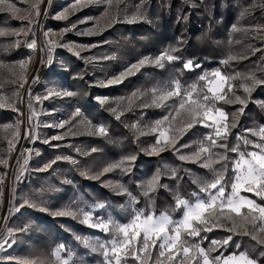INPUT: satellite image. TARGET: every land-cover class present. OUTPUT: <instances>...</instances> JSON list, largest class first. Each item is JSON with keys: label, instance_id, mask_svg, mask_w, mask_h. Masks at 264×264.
<instances>
[{"label": "trees", "instance_id": "obj_1", "mask_svg": "<svg viewBox=\"0 0 264 264\" xmlns=\"http://www.w3.org/2000/svg\"><path fill=\"white\" fill-rule=\"evenodd\" d=\"M57 2L58 0H51L50 6L47 3V15H43L40 25L39 40L41 49H44L42 58L45 61L49 55L45 47V31L61 30L73 24L74 20L84 18L85 15L97 16L102 15L103 12L95 9L84 11L67 22H59L52 18ZM122 5L127 7L131 14H134L138 5H142L147 20L130 24L123 22L121 17V22L109 23V27L96 37H77L67 34L63 38L64 42L70 40L86 45H96L92 50L95 61L85 63L83 59H78L66 50L58 48L54 53L52 68L50 69L47 63H40L35 75L38 76V80L35 83H32V80L29 82L24 102L26 111L24 128L27 131L31 127L34 131L31 136L24 137L10 171V209L12 211V205L15 204L21 212L15 213L13 217L9 216V225L15 230L12 236L15 243L9 250L0 254V264H32L33 261L35 264H58L53 253L61 244L66 246L67 251L74 253L73 264L102 263L101 254L85 248L76 237L86 238L88 235H95L100 240L110 237L82 224L81 218L74 219L71 216H58L54 213L69 209L77 211L103 203L108 207L96 212L95 217L111 214L117 222L127 223L130 219V209H122L121 205H126L128 197L117 194L118 190L114 187L117 184L127 186L137 196L139 203L135 207L150 208L156 214L168 212L173 219H178L181 216V210L173 211L176 195L191 199V194L198 191V186L192 182L193 178L210 179L212 173L209 169L200 167L199 164L179 160L177 154L171 149H166L159 155L147 154L145 150L150 149V146L155 143L158 133L141 135V131L149 133L155 121L161 120L172 112L174 103V100H169L168 107H156L152 104L154 98L152 90L162 88L173 77L180 79L181 83L187 87L196 83L198 77L204 72L219 68L226 75L241 74V78L232 83L235 85L236 95L244 97L246 93L241 85L251 83L243 79L244 76L254 73L258 78L264 79V0H124ZM245 9L248 11L245 12ZM20 24L9 14L0 13V31L18 29ZM233 25L240 30L233 32ZM8 43L12 44L11 37L0 36V60L28 61L34 51L27 49L24 43L6 51L4 45ZM170 47L180 49L175 55H179L181 61L166 63L162 69L146 64L139 71L127 76L117 86H96L98 77L120 75L141 58H155ZM229 57L237 59L229 60L227 64L222 63ZM188 59L201 67L194 68L192 71L185 70L181 75L182 61ZM78 75L83 76V79L77 78ZM200 84L203 85V82ZM25 87L26 84L20 88L17 112L10 113L0 107V126L14 121L15 118L22 120L23 113L21 114L20 110L23 108ZM5 88L9 93L14 89L10 84H6ZM52 88H68L77 92L78 95L53 97L46 100V114L40 120L39 127H37L35 116L30 126L28 116L31 113L28 105L33 104L35 100L29 99V91L32 97H43ZM133 93L137 95L133 97ZM100 95L107 96L108 103L105 105L96 103L95 98ZM114 100L124 103V106L120 108L123 115L119 120L111 111ZM259 101H264V86H259L252 92L251 102L248 103L244 115L239 117L237 127L232 129V134L229 136V147L237 143L235 139L237 133L257 142V137L244 130H258L264 125V108L259 106L257 103ZM218 106L229 113L230 123L232 122L231 114L240 107L239 104L223 102H219ZM76 107H80L83 115L91 119L93 123L106 125L109 135L107 137L88 135L83 131L84 127L80 125L76 130L80 129L79 133L83 134L44 143L58 132L52 127H45V122L48 121V124L59 117L69 119ZM133 124H138L139 127L134 129L131 127ZM210 131L211 129L197 124L179 139L177 147L183 144L191 145L189 148L181 149L183 154L191 153ZM176 134L179 133L176 132ZM93 148L98 151L91 152ZM253 149L257 150L250 145L244 146L241 142L242 151ZM213 151L223 152L224 149L216 148ZM85 153L89 154L85 155ZM131 155H135L136 160L131 163L130 173L125 174L116 169L100 175L99 179L92 178L102 172L105 167ZM228 155L232 159L236 157V153H228ZM57 156H71L77 163L60 160L47 171L39 170ZM25 160H30L27 183H23L17 176ZM171 169H178V175L182 179H173ZM8 170L7 165L0 167L1 179ZM157 170L161 174L160 184L167 187L158 188L152 193V200L149 202L140 194L141 189L137 185L151 179ZM232 175L231 165H229L226 177ZM64 181H71V183ZM3 187L2 182L0 184L2 193ZM241 193L255 199L257 203H264V200L255 194L243 191ZM1 199L2 197L0 202H2ZM25 200L39 204L48 211L27 206L20 207ZM224 222L232 223L229 220ZM235 222H238L240 227L246 225L240 217H236ZM260 223L257 222V224ZM251 226L253 231L249 233L257 234L261 239L264 233H254L253 224ZM224 228L218 227L211 232H202L201 236H206L207 239L201 241L200 237H196L194 242L200 243V246L207 250L211 247V240H223L228 235H232ZM237 233L239 234L233 235V240L227 246L211 252L210 258L220 255L221 252L224 256H228L243 251L251 258L257 259L259 251L256 249L264 248V246L257 245V242L251 239V235H243L242 230ZM237 243L241 246L239 249L235 247ZM150 251L151 256L145 255V259L148 264H155L158 250L150 249ZM192 255L193 253L189 254L185 264H197V261L191 259ZM195 255L199 256L198 253ZM161 260L162 264H174L166 257ZM258 263L264 264V257H259Z\"/></svg>", "mask_w": 264, "mask_h": 264}, {"label": "snow or ice", "instance_id": "obj_2", "mask_svg": "<svg viewBox=\"0 0 264 264\" xmlns=\"http://www.w3.org/2000/svg\"><path fill=\"white\" fill-rule=\"evenodd\" d=\"M114 2L117 4L116 16L109 23L121 22V9L118 7L120 0H75L71 6L72 11L79 10L80 8L87 7L90 4H99L104 6L102 17L109 15V9L113 7ZM43 3V0L33 5L35 12L30 13L25 19L27 25H22L19 29H12L11 31H0V36L16 35L19 36L23 33L24 36L29 34L35 35L34 26L39 22L40 17L39 4ZM50 6L51 0H48ZM19 11L16 3L12 0H0V13L10 12L15 18V14ZM68 9L57 14L54 19L66 20L68 18ZM248 9H245L247 12ZM45 15H47V8H45ZM91 19V18H88ZM147 17L144 14L143 6L138 5L134 14L131 16L123 15V22L136 23L140 21H146ZM86 20L80 21V23H86ZM150 22V21H148ZM77 28L76 24H72L71 27H66L61 30V38L64 33L73 31ZM236 25L232 26V31H239ZM103 31V28H99L94 25L93 28H88L83 31L77 32L78 35H97ZM50 33L44 32L46 38L45 47L49 53L47 61L43 58L40 60L41 64L47 63L51 65L52 56L51 52L55 47L66 48L69 52H72L76 57L81 58L85 63H91L95 57H81V52L89 50L96 45H77L72 43L57 44L51 39H47ZM51 35H56L51 33ZM20 41H15L14 45L19 47ZM182 43V41L180 42ZM27 46L31 49L36 48L35 39L27 43ZM44 51V49H41ZM180 49L178 47H170L163 51L159 56L143 57L137 63L131 64L123 73L119 76L108 80L107 82H99L100 87H107L110 85L118 84L127 78V76L134 74L135 71H139L141 67L146 64L153 65L158 68H164L165 64H172L177 61H181L178 53ZM259 51V49H256ZM246 58V57H244ZM236 57H229L228 60L222 63L227 64L229 60H235ZM30 61H20L19 67L26 72L27 64ZM3 62L0 61V65ZM201 65L195 63L193 60L188 59L182 61L183 71H192L194 68H199ZM79 79H83V76L78 75ZM241 78L240 73L235 75H226L219 68L212 70L211 72H204L198 77L196 83H193L185 87L180 79L173 77L168 84L162 88H154L152 104L156 107H168L167 101L174 100L172 105V112L164 116L161 120H157L154 126L151 127L149 133L141 131V135L156 134L155 143L150 146V149L145 150L149 155H159L166 149L173 150L178 159L188 163L199 164L202 168H207L211 171L212 176L210 179H202L200 177L193 178V183L198 186V191L191 194V199H185L179 194L176 195V203L173 211L181 210V216L178 219L173 217L168 212H161L156 214L155 211L149 209H142L135 207L139 203L136 195H134L127 186L123 184H117L114 187L118 190V195H125L128 197L126 205H121L122 209H130V219L127 223L117 222L111 214L107 218L93 217L92 211H85L83 208L77 211L65 210L58 211L54 215L58 216H71L72 218H81V223L89 228L99 230L102 233L107 234L110 238L101 241L98 237L95 239H89L85 237L77 236L76 239L87 249L93 252H99L102 256V264H128L129 259L136 261L137 264H143L141 260L142 255L151 256L150 249H157L158 256L156 264H162L161 258H167V260L174 262V264H185V260L189 258V254L193 253L191 259L197 261V264H258L259 257H264V248L256 249L259 251V257L257 259L251 258L246 252H240L239 255L232 253L228 256H224L221 252L220 255L210 258L211 252L217 251L218 248L227 246L229 242L233 240V235L237 233L236 217L242 218L246 223L253 224L254 233H264V203H257L255 199L248 198L241 195V192L254 193L255 196L264 200V125L260 126L258 130L245 129L252 136L258 137L259 141L249 139L247 136L237 133L235 139L236 144L229 147L228 140L232 134V129L237 127V122L240 116L244 115L245 109L249 102H251L252 92L259 86H264V79L258 78L254 73L244 76L243 79L251 81V83H245L241 85L243 87L246 96L241 97L236 95L232 83L234 80ZM21 83L19 88H23L24 84L28 83L26 75H21ZM38 80V76H33L32 83ZM203 82V85L200 84ZM230 94V95H229ZM78 93L69 90H57L56 88L49 89L47 94L43 97H32L29 91V99H34L37 103L41 99L48 100L53 97H75ZM137 94L133 93V97ZM100 105L108 103L107 98L96 97ZM219 102L226 104H239L240 107L231 114L232 122H229V113H227L222 107H219ZM261 108H264V101L257 102ZM4 104L0 103V107ZM147 106V105H145ZM30 115L28 116V122L31 126L33 117L36 115L35 109L32 104L28 105ZM130 110V109H128ZM183 110L188 117V122L184 124L181 129H178V135L173 133L169 134L171 129H162L161 126L171 120H175L176 116ZM18 111V109H17ZM112 113L117 120L123 115V111H118V108H112ZM22 114V113H21ZM197 124L211 129L207 133L203 140L200 141L196 147V150L183 154L181 149L189 148L191 145L183 144L177 147L179 139L182 138L188 130L194 128ZM83 125L86 129V134L99 137H107L109 131L106 125L99 123L93 124L91 119L85 117L80 109L76 107L68 120L63 122L45 125V127H57L61 129H67L62 135H56L51 137V140H62L68 135H77L83 133H77L73 131L74 128ZM7 127H12L11 125ZM39 127V125H37ZM132 128L137 129L138 124L131 125ZM34 129L31 127L25 132V138L31 136ZM15 137L19 138V122L16 125ZM51 140H45L44 143H50ZM241 142L244 146H252L259 151H242ZM10 149L14 147L13 141H9ZM59 145H57L58 147ZM216 148L224 149L223 152H214ZM79 151V149H77ZM98 149L93 148L91 152H96ZM228 153H236L234 159L230 158ZM89 153H85L88 155ZM66 160L73 164L77 161L71 156H57L54 160L45 164L40 171H47L57 163V161ZM136 160L135 155L122 158L120 161L105 167L102 172L97 176L92 177L99 179L100 175L114 171L116 169L121 170L123 173L128 174L131 172V163ZM27 163V160H25ZM0 164L7 165V161L0 159ZM219 165L220 167H215ZM229 165H231V171L233 175L226 177V173L229 171ZM188 171V170H185ZM83 174V173H82ZM160 171L157 170L156 174L144 182L138 184L137 187L141 189V195L145 197L149 202L152 200V193L158 188H166L167 185L160 184ZM171 177L173 179H182L178 175V169H171ZM65 183H71V181H64ZM2 184V180H0ZM2 189H0V197H2ZM38 208L40 211H48L47 208L41 207L39 204L33 203L29 200H25L20 207ZM105 209L108 207L103 203H97L90 208ZM247 210L246 212L243 210ZM11 209H9V212ZM19 211V208L16 209ZM234 214V215H233ZM7 220V216L4 217ZM232 221V227L224 228L225 231L232 233L223 240H211V247L207 250L200 246V243L194 242V238L200 237V240L207 239L206 236H201L202 232H211L214 228H223L222 221ZM261 222L257 224V222ZM26 230V229H22ZM11 235L12 230H7ZM243 235H251V239L257 242V245L264 246V239L258 238L257 234H250L247 228L244 229ZM7 243L6 239L0 237V247H3ZM237 249L241 246L239 243L235 245ZM66 250V246L61 244L54 251L58 264H73L72 257L74 253L68 250V258H63L61 252ZM195 253H198L197 257ZM32 264H35L33 261Z\"/></svg>", "mask_w": 264, "mask_h": 264}, {"label": "rangeland", "instance_id": "obj_3", "mask_svg": "<svg viewBox=\"0 0 264 264\" xmlns=\"http://www.w3.org/2000/svg\"><path fill=\"white\" fill-rule=\"evenodd\" d=\"M12 2L16 3L17 8L19 9V11L15 14V18H13L12 13H10V12H3V13H5L7 15L9 14L10 17L15 19V21L17 23H21L20 24L21 26L22 25H27V20L25 19V17H27L30 13H32L33 17H34L35 9H34L33 5H35L38 2V0H12ZM74 2H75V0H58L56 8H55L56 10H54L52 18L54 19V17L57 14L63 12L65 9L69 10L68 11V18L66 20H56V19H54V20L59 21V22H67L72 17H74L76 15H79L80 13H83L84 11H90V10L94 11V9L95 10L104 11V6L103 5L90 4L87 7L80 8L79 10H76V11L73 12L71 6L74 4ZM47 3H48V0H47ZM47 3L45 5V8L47 6ZM123 3H124V0H120L119 5H118V7L121 9V17L123 18V15H125V14L128 15V16H131L132 14L130 13V11L128 10L127 7L122 5ZM40 5H42V3L39 4V8H40ZM45 8H44L42 13L40 12L41 15L38 18L39 22L34 26L35 35L33 36L32 34H29L28 36H24L23 33H21L19 36L7 35L6 37H11L12 44L8 43L7 45H4V49L6 51L7 50H11V48H13V49L17 48L15 46L9 47L10 45H14L15 41H17V40H19L21 43H24L26 45L27 49L32 50V51L39 47V45H40L39 31H40V25H41V22H42V17H43L44 12H45ZM40 10H41V8H40ZM116 10H117V4L114 2L113 7L111 9H109V15L107 17H102L101 14L97 15V16L92 14V15H87V16L85 15L84 18H79V19L74 20L73 24H76L77 28L75 30H73V31H69L67 33H64L62 38H61L60 33H61V30L64 29V28H62L61 30H47L50 33V35H49V37L47 39H51V40L55 41L57 44L72 43V44H77V45H86L85 43L82 44V43H78V42L70 41V40L68 42H64L63 38L67 34H70V35H73V36H77V37H96V36H99L100 34H102L109 27V22L115 18ZM88 18H91V19H88ZM82 20H86L87 22L86 23H80V21H82ZM71 25H68L67 27H71ZM94 25L98 26L99 28H103V31L100 34L91 35V36H89V35H78L77 34V32H79V31H83V30L88 29V28H93ZM9 31H11V29ZM51 33H55L56 35H51ZM33 39H35V41H36V48L35 49H31V48H29L27 46V43L30 42ZM21 43H20V45H21ZM58 48L64 49L67 52H69L66 48L55 47L52 50V52H51L52 63H51V65H49L50 69L52 68V65H53V62H54V55H55L54 53H55V51ZM93 48L94 47L90 48L89 50H85V51L81 52V57H94L95 55H93V53H92ZM69 54H71L74 57H76L72 52H69ZM41 55L43 57V51H42ZM76 58H78V57H76ZM78 59H80V58H78ZM0 61L3 62V64L0 65V103L4 104V106L2 107L4 110H6V111H8L10 113H14V112H17V109H18L17 100H18V98H20L19 97L20 96L19 84L22 82L20 77H21L22 74L26 75V72H24V70H22L19 67V62L20 61H25V60L21 59L20 61H16V62H7L6 60H0ZM94 61H95V59L92 62H94ZM137 62H135V63H137ZM135 63H133V64H135ZM135 72H137V71H135ZM117 76H119V75H117ZM117 76H115V77H117ZM115 77H108V76L98 77L97 78V83H99V82H107L108 80L113 79ZM121 83L110 85V86H107V87H114V86H117V85H119ZM6 84H10L11 86L14 87L12 92L9 93L7 90H5L6 89L5 88ZM27 84L29 85L30 83H26L25 90H27ZM57 90H69V91H71L68 88L57 89ZM97 97L107 98V96H105V95H100V96H97ZM24 99L25 98H24V94H23V103L25 102ZM95 100H96V103H97L98 101H97L96 98H95ZM46 103H47L46 100L41 99L39 103L34 101L33 104H32V106H33V108L35 109V112H36L35 118L37 119V125H39L41 123L40 120L43 118L44 114H46L45 113L46 112ZM98 104L100 105L99 102H98ZM111 105H112L111 108H118V110L120 111V108L124 106V103H123V101H120V100H114ZM39 110H40V112H38ZM20 112L23 113L22 110H20ZM11 115H13V114H11ZM24 119H25V117H23L22 120H19V119L15 118L14 121L9 122L7 124H3V125L0 126V159L6 160L7 161V167L9 168V170L7 171V174L4 175L2 177V179L0 178V180H2V182H3V186L4 187H5L6 182H7L8 173H9L10 169L12 168V167H10V158H11V156L13 154H15L14 152L17 151L18 146L22 143V141H23V139L25 137V132L26 131H25L24 127L26 126V123H25ZM65 120H68V119H65L63 117H59L56 120H54L52 122H49L48 124H47L48 121H46L45 123H46V125H53V124H57V123L63 122ZM18 122H19V133H20V135H19V138L17 139L15 137L14 133L16 132V125H17ZM187 122H188L187 114L183 110H181L180 114L176 116L175 120H171V118H170V120L168 122H166L164 125H162L161 128L162 129L170 128L171 131H170L169 134H173V133L176 134L177 129H181L184 126V124H186ZM93 124H95V123H93ZM97 124H99V123H97ZM9 125H11L12 127H7ZM80 127H84L83 131L86 132L85 126L81 125ZM52 129H57V131H58L53 136L62 135L67 130L66 128L65 129H61V128H57V127H52ZM79 130H76V128L73 129V131H75L77 133H79ZM53 136H51V137H53ZM75 136L76 135H68L65 138H69V137L71 138V137H75ZM51 137L48 140H51ZM10 140L13 141V143H14V147L11 148V149H10V145H9V141ZM12 166H13V164H12ZM0 167H5V165L4 164H0ZM28 169H29V164H28V161H27V163H25L23 165V167L20 169V171L18 172L17 176H18L19 179H21V181L23 183H27V174L29 173ZM7 185L10 188V179H9ZM4 187H3V194H2V199H1L2 202H0V207H1L0 208V237H2L3 239H6L7 243H5L3 247H0V254L6 252L7 250H9L11 247H13V245L15 243V239H13V237H12L13 236V232L15 230H13L12 226L9 225V221H10L9 216L13 217V215L15 213H19L20 214V212H21L20 209H19V211H16L17 207H15V204H13L14 206L12 205L11 213L9 212V209H10V206H11V204L9 203V201H10L9 199L10 198L8 196V199L6 201L7 202V206H6V202L4 201ZM4 202H5V204H4ZM84 210L85 211L91 210L92 211V215H93L94 218H95V213L100 211L99 208H94V207H92V208L88 207V208H85ZM5 216H7V220L6 221L4 220ZM97 217L107 218V216H97ZM222 223H223L225 228L232 227V223H230V222L222 221ZM236 226H237V232L241 231V230L244 231L245 228H247L248 232L253 231L252 226H251L250 223H246L245 227H240L238 225V222H236ZM8 229L12 230L11 235H9V233L7 231ZM97 237L98 236H95V235H88L86 238L95 239ZM261 237H262L261 239H264V234H262ZM104 240L105 239H103L101 241H104ZM56 249L57 248H55V250ZM67 252H68L67 250L61 252V256L63 258H68ZM237 255H239V254H237ZM72 260H73V257H72ZM141 260L143 261V264H148L146 259H145V255L141 256ZM100 264H102V263H100ZM128 264H137V262L130 258L129 261H128ZM163 264H165V263H163Z\"/></svg>", "mask_w": 264, "mask_h": 264}, {"label": "bare ground", "instance_id": "obj_4", "mask_svg": "<svg viewBox=\"0 0 264 264\" xmlns=\"http://www.w3.org/2000/svg\"><path fill=\"white\" fill-rule=\"evenodd\" d=\"M42 7V5H40V8ZM39 8V9H40ZM42 58L41 52L40 50L38 51L37 48L32 52V54L30 55L29 58V63L27 64V69H26V77L30 78V80H32L33 76L36 75L37 70L39 69L38 66L40 64V60ZM40 108V107H39ZM40 112V110L38 111ZM7 195L5 197V202L7 201ZM4 202V204H5ZM6 206H7V202H6Z\"/></svg>", "mask_w": 264, "mask_h": 264}, {"label": "water", "instance_id": "obj_5", "mask_svg": "<svg viewBox=\"0 0 264 264\" xmlns=\"http://www.w3.org/2000/svg\"><path fill=\"white\" fill-rule=\"evenodd\" d=\"M46 3H47V0H44L43 3H42L41 10H40L41 13L43 12V10H44V8H45ZM37 49H38V51L40 50V52H41V54H42V51H41V45H39V47H38ZM27 80H28V83H29V82H30V78L28 77ZM27 87H28V84H27ZM26 93H27V90H25V92H24V98H26ZM24 101H25V99H24ZM22 111H23V115H24L23 117H25V114H26V111H25V103H23ZM20 146H21V145L18 146L17 151H16L15 154H13V155L11 156V158H10V167H12V164H13L15 158H17V154H18V151H19V149H20ZM31 153H32V150H31L30 154H31ZM29 163H30V160H28V164H29ZM10 171H11V169H10ZM10 171H9V173H8L7 182H6V185H5V187H4V200H5L6 195H7V198H8V196H9V187H8L7 184H8V181H9V179H10Z\"/></svg>", "mask_w": 264, "mask_h": 264}, {"label": "crops", "instance_id": "obj_6", "mask_svg": "<svg viewBox=\"0 0 264 264\" xmlns=\"http://www.w3.org/2000/svg\"><path fill=\"white\" fill-rule=\"evenodd\" d=\"M257 139H258L257 142H261V141H259V138H258V137H257ZM251 151H259V149H257V150H254V149H253V150H251ZM247 193H249V192H247ZM250 194H254V193H250ZM241 195H242V193H241ZM247 197H248V196H247ZM248 198H250V197H248ZM251 199H252V198H251Z\"/></svg>", "mask_w": 264, "mask_h": 264}, {"label": "built area", "instance_id": "obj_7", "mask_svg": "<svg viewBox=\"0 0 264 264\" xmlns=\"http://www.w3.org/2000/svg\"><path fill=\"white\" fill-rule=\"evenodd\" d=\"M245 131V130H244Z\"/></svg>", "mask_w": 264, "mask_h": 264}]
</instances>
